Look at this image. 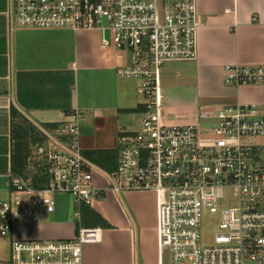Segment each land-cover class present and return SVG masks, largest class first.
Listing matches in <instances>:
<instances>
[{"label":"built area","instance_id":"2783aa9c","mask_svg":"<svg viewBox=\"0 0 264 264\" xmlns=\"http://www.w3.org/2000/svg\"><path fill=\"white\" fill-rule=\"evenodd\" d=\"M2 16L8 35L17 29L73 32L99 29L101 47L129 55L119 74L138 80L142 109L136 127L120 129L117 166L106 171L86 158L76 110L67 121L36 125L40 141L31 146L26 172L9 173V198L0 201V239H8L4 264H83L82 245L99 229L80 228L71 240H21L19 221L47 218L55 196L70 195L80 209L108 193L154 191L158 237L169 264H264V169L256 168L264 111L257 105L200 110L198 124L166 126L160 121V70L167 62L195 60L200 27L196 0H7ZM109 31L110 38H106ZM230 85L264 84V66H226ZM105 186L95 185V176ZM230 196L233 204L219 209ZM204 215L217 229L204 243ZM0 264H2L0 262Z\"/></svg>","mask_w":264,"mask_h":264},{"label":"crops","instance_id":"0c3cea01","mask_svg":"<svg viewBox=\"0 0 264 264\" xmlns=\"http://www.w3.org/2000/svg\"><path fill=\"white\" fill-rule=\"evenodd\" d=\"M7 4L0 0V186L5 185L10 193L8 175L15 170L31 179V187H39L37 176L26 172V153L40 139L36 125L61 124L76 110L83 113L79 122L83 152H103L104 167L114 170L119 131L126 128L128 114L142 109L143 102L137 97L139 81L119 74L129 63V55L101 47L99 29H17L8 35L2 16ZM196 5L197 56L163 65L161 123L198 124L200 110L236 105H257L264 111V84L225 82L226 66H264V0H196ZM104 35L110 38L109 31ZM24 149L27 152L22 154ZM94 181L100 188L105 186L99 175ZM87 207L108 227L84 220L81 207L77 220L84 226L78 230L99 229L95 241L82 245L83 264H164L158 200L151 193H108ZM55 212L47 218L19 221L13 236L73 239L75 225L51 221ZM22 226L27 229H19Z\"/></svg>","mask_w":264,"mask_h":264},{"label":"rangeland","instance_id":"374dc122","mask_svg":"<svg viewBox=\"0 0 264 264\" xmlns=\"http://www.w3.org/2000/svg\"><path fill=\"white\" fill-rule=\"evenodd\" d=\"M165 65V64H164ZM163 67V66H162ZM162 69V68H161ZM161 73V70H160ZM137 97L138 96V89H137ZM140 99V98H139ZM141 99H143L141 97ZM134 116L131 114H128L127 121H126V128L129 127H136L139 123L138 120L133 119ZM259 147L256 150V155L258 157L256 163L254 166L256 168H262L264 169V137H261L258 139ZM101 185V184H98ZM143 193H151L157 201V194L154 191L150 192H143ZM9 198L8 190L5 187V185L0 186V201L7 200ZM233 204L232 198L228 195L226 199L219 202L218 206L219 209L230 207ZM55 210L56 212L51 216V221H60L67 224H73L75 225L76 229L79 226H84V224L79 223L77 220V217H74V213H76L79 209L77 205L75 204V200L70 195H64V194H57L55 196ZM27 229L26 226L19 227V229ZM35 228V227H33ZM217 229V220L215 216L210 215H204L202 219V226L200 229L201 237L204 243H209L216 232ZM28 240H37V239H28ZM66 239H50L46 241H63ZM8 250H9V242L8 239H0V262L4 264L8 260ZM164 257V264H169V256L168 252L163 253Z\"/></svg>","mask_w":264,"mask_h":264},{"label":"trees","instance_id":"16d2710c","mask_svg":"<svg viewBox=\"0 0 264 264\" xmlns=\"http://www.w3.org/2000/svg\"><path fill=\"white\" fill-rule=\"evenodd\" d=\"M133 112L135 113V111H133ZM24 137H27V130L24 131ZM39 141H40V139H38L37 141H34L33 144L36 143V142H39ZM26 152H27L26 149H24V150L21 151L22 154H25ZM21 153H19V154H21ZM28 154H29V152L26 153V156ZM83 154H84V156L86 158H88L89 160L93 161L100 168H102L104 170L107 169L106 167H104L105 163H104V159L102 158L103 152H100V151L99 152L96 151V152H93V153L83 152ZM106 171H111V169L110 170H106ZM13 172L15 174L16 173H19V172H15V170H13ZM89 210H90L89 207L84 206V209H83V212L85 213L83 215L84 220L92 221L95 225H99L102 228H107L108 227V225L106 224V222L99 215H97L96 213L91 212ZM77 234H78V228H77Z\"/></svg>","mask_w":264,"mask_h":264}]
</instances>
